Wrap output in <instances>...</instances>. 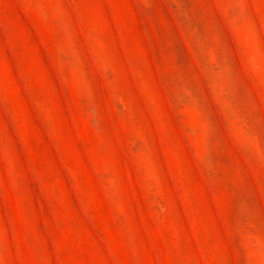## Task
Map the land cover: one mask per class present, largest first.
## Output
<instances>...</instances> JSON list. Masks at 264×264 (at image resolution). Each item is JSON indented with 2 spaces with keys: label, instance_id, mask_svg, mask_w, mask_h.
I'll use <instances>...</instances> for the list:
<instances>
[{
  "label": "rangeland",
  "instance_id": "374dc122",
  "mask_svg": "<svg viewBox=\"0 0 264 264\" xmlns=\"http://www.w3.org/2000/svg\"><path fill=\"white\" fill-rule=\"evenodd\" d=\"M0 264H264V0H0Z\"/></svg>",
  "mask_w": 264,
  "mask_h": 264
}]
</instances>
